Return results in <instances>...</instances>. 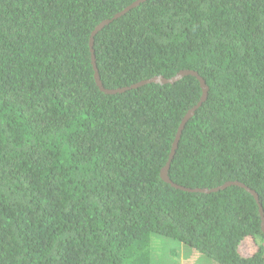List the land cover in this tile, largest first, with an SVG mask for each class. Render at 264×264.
I'll return each instance as SVG.
<instances>
[{"label": "trees", "instance_id": "trees-1", "mask_svg": "<svg viewBox=\"0 0 264 264\" xmlns=\"http://www.w3.org/2000/svg\"><path fill=\"white\" fill-rule=\"evenodd\" d=\"M135 1L0 0V264H264V0Z\"/></svg>", "mask_w": 264, "mask_h": 264}, {"label": "water", "instance_id": "water-1", "mask_svg": "<svg viewBox=\"0 0 264 264\" xmlns=\"http://www.w3.org/2000/svg\"><path fill=\"white\" fill-rule=\"evenodd\" d=\"M141 1L143 0H136L135 2H133L130 6L124 8L121 12H118L117 14H115V16L113 17L114 18H117L118 16H120L121 14H123L124 12H126L127 10H129L130 8L138 5ZM112 21V18L111 19H105L103 21H101L94 29L93 31L91 32L90 34V37H89V50H90V53H91V63H92V66H93V70H94V79H95V82L96 84L98 85V87L103 90L104 92L106 93H115V92H121V91H124L125 89L127 88H119V89H105L102 85V82L100 80V77H99V72H98V69H97V66H96V62H95V55H94V49H93V40H94V35L100 30L102 29L106 24L110 23ZM188 74H191V75H194L197 77V79L199 80V83H200V87L202 89V93H201V97H200V100L198 101V103L192 107L189 111H187V113L185 114V116L183 117V119L181 120V123L179 125V128L177 130V133H176V136H175V139L172 143V148H171V154H170V159L174 153V150L175 148L177 147V143H178V140H179V137H180V134H181V131L185 125V123L187 122V120L192 116V114L194 113V111L201 105L202 101L205 100L206 98V95H207V90H208V87L207 85L205 84V81L203 80L202 77H200L197 72L195 71H192V70H182V71H179L177 72L174 76L170 77V78H165L163 76H154L150 79H147V80H144V81H141L137 84H134L130 87H136V86H139V85H142V84H146V83H151V82H154V83H161V84H165V83H173L177 80H179L180 78H182L183 76L185 75H188ZM129 88V87H128ZM168 167H169V161L167 162L166 166L161 170V177L166 181V182H169L172 186H175V187H180V186H177L176 184H173L169 177L167 176V170H168ZM231 184H235V185H238V186H241L243 187L246 191H248L249 193H251L254 198L256 199V201L258 202L259 204V213H260V216H261V229L264 233V213H263V209L261 207V204L259 203V198H258V195L257 193L250 189L249 187H247L246 185H244L243 183L241 182H237V181H232V182H226L225 184H223L222 186H220V188H223L225 186H228V185H231ZM180 188H183V187H180ZM185 190H189L190 189H186L184 188ZM217 188H213V189H194L193 191H201V192H210V191H213V190H216Z\"/></svg>", "mask_w": 264, "mask_h": 264}, {"label": "rangeland", "instance_id": "rangeland-1", "mask_svg": "<svg viewBox=\"0 0 264 264\" xmlns=\"http://www.w3.org/2000/svg\"><path fill=\"white\" fill-rule=\"evenodd\" d=\"M171 247H175L173 248L174 250L176 249V264H216L214 263L212 260L205 258L204 256H202L201 254H199L198 252H196L195 250L190 249L189 247H184L185 249H188L189 253H185L181 247V244H172V245H168V246H159L158 251H164L165 255L168 254V250H170ZM257 246L256 244L253 242L252 239L250 238H246L241 242V245L239 247V252L242 255H250L252 254L255 250H256ZM192 251V252H191ZM160 255V252H158ZM180 255V256H179ZM188 256V257H187ZM190 259V261H189Z\"/></svg>", "mask_w": 264, "mask_h": 264}, {"label": "bare ground", "instance_id": "bare-ground-1", "mask_svg": "<svg viewBox=\"0 0 264 264\" xmlns=\"http://www.w3.org/2000/svg\"><path fill=\"white\" fill-rule=\"evenodd\" d=\"M222 185V184H221Z\"/></svg>", "mask_w": 264, "mask_h": 264}]
</instances>
